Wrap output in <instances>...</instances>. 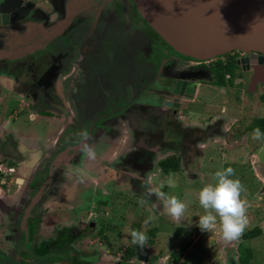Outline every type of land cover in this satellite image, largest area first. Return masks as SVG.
Segmentation results:
<instances>
[{
	"label": "flooded vegetation",
	"instance_id": "flooded-vegetation-1",
	"mask_svg": "<svg viewBox=\"0 0 264 264\" xmlns=\"http://www.w3.org/2000/svg\"><path fill=\"white\" fill-rule=\"evenodd\" d=\"M256 98L264 106V54L186 57L134 0H0V264L184 263L156 243L114 246L116 217L166 216L149 190L193 179L211 143L239 145L264 123L260 106L245 125Z\"/></svg>",
	"mask_w": 264,
	"mask_h": 264
},
{
	"label": "rangeland",
	"instance_id": "rangeland-1",
	"mask_svg": "<svg viewBox=\"0 0 264 264\" xmlns=\"http://www.w3.org/2000/svg\"><path fill=\"white\" fill-rule=\"evenodd\" d=\"M209 97L212 98L213 94L212 96L209 95ZM225 98V102L228 105L236 104L233 94ZM212 105H215L214 102ZM260 106L261 104L256 98L245 110L244 117L246 119V126L251 124L252 119L256 115H262L264 113H262V110L258 113L259 108H264V106ZM200 109L203 114L204 109ZM205 109L210 112L207 114L215 113L214 107L208 106ZM252 133H248L245 137L241 138L240 144H235L234 148H231L229 151L226 150L228 148L220 147L221 145L219 144H209L206 155L201 160L200 168L195 167L191 170L195 176L193 179H189L182 172L177 175L176 182L170 187V195H175L188 204L185 218H189V223L184 224L186 231L177 234L174 226L178 223L172 221L167 214L165 216L163 213V217L159 220L156 219L155 222L149 223L148 225L141 224L144 227L140 231L145 232L148 236L146 247L150 248L152 243H156L157 246H154L156 248L158 247V250H163L164 254L175 251L179 252L184 262L181 264H236L237 260L239 261L240 254L244 256L243 250H251L252 257L250 261L253 264H264V139L253 140ZM223 149L224 154L222 156ZM228 167L235 170V176L233 178L239 179L246 189L241 194V198L248 205V225L243 234L248 231H253L256 228L262 232V235L250 240H244L242 234L238 240L225 243L221 238L219 226L209 233L202 232L197 226L199 217L204 214V210L198 203L199 190L209 182L214 183L212 177L216 171ZM120 208L115 207L116 210ZM122 210H124L122 213L118 211L119 214L114 223L115 227L119 226L120 228L115 230L116 234H111V242L114 246L115 244H124L126 247L127 242H131L129 229H131L132 222L134 219L139 220V218L136 217L137 214L135 215V212L130 213L125 209ZM133 213L135 217L131 215ZM150 214L152 216L156 215L154 213ZM140 220L144 222L145 218L142 219L141 216ZM179 227L181 226L179 225ZM152 229L155 232L148 234V231ZM92 241L95 242L93 244L94 246H92L97 247L99 240L93 237ZM240 244L242 245L241 251L239 249ZM130 246H133V244L130 243ZM84 247L87 249L86 245ZM156 248L151 247L148 251L156 252L158 251ZM225 258L227 259L225 260ZM65 264L70 263L67 262ZM161 264H165L164 261Z\"/></svg>",
	"mask_w": 264,
	"mask_h": 264
},
{
	"label": "water",
	"instance_id": "water-1",
	"mask_svg": "<svg viewBox=\"0 0 264 264\" xmlns=\"http://www.w3.org/2000/svg\"><path fill=\"white\" fill-rule=\"evenodd\" d=\"M177 52L199 60L233 50L264 54V0H134Z\"/></svg>",
	"mask_w": 264,
	"mask_h": 264
},
{
	"label": "clouds",
	"instance_id": "clouds-1",
	"mask_svg": "<svg viewBox=\"0 0 264 264\" xmlns=\"http://www.w3.org/2000/svg\"><path fill=\"white\" fill-rule=\"evenodd\" d=\"M83 142L80 150L90 160L96 158V152L88 144V133L83 134ZM253 140L264 139V133L260 128H255L252 133ZM40 153L32 154L33 161L40 159ZM235 170L231 167L218 170L214 173L212 180L205 184L198 193V203L204 210V214L198 219L197 226L202 232H211L219 226L221 238L225 243H231L238 240L245 228L248 225L247 210L248 205L241 198V194L246 191L244 185L239 179H234ZM167 183L172 185L174 182L170 178ZM156 196L157 200L163 201V207L166 214L176 223L181 224L186 221L185 213L187 212L188 204L182 201L175 195H168L159 188L150 189L148 196ZM138 203L143 206L147 201L143 198L138 200ZM154 208H159V204L153 203ZM155 219L154 216H149L144 220V224L148 225ZM131 243L140 248L145 247L148 241V236L145 232L129 229Z\"/></svg>",
	"mask_w": 264,
	"mask_h": 264
},
{
	"label": "trees",
	"instance_id": "trees-1",
	"mask_svg": "<svg viewBox=\"0 0 264 264\" xmlns=\"http://www.w3.org/2000/svg\"><path fill=\"white\" fill-rule=\"evenodd\" d=\"M262 121H263V120H262ZM263 124H264V123H261V122L258 121V124L256 125V128H257V127L260 128V130L263 132V130H264V126H263ZM164 167H165V166H164ZM178 167H179V163H178V166H177L176 169H178ZM184 231H185L184 229H179V230H178L179 234L182 233V232H184ZM150 234H152V233H150ZM260 234H261V231H260L258 228H256V229H254L253 231H248V232L244 233V234H243V239H244V240H250V239H252V238H255V237L259 236ZM241 246H242V245L240 244V246H239L240 251H241V249H242ZM248 251H249V252H248ZM243 253H244V256H243V254H242V255L240 254V260H241L242 264H249V262H250V260H251V257H252V255H251V250H247V251H244V250H243ZM249 253H250V254H249Z\"/></svg>",
	"mask_w": 264,
	"mask_h": 264
},
{
	"label": "crops",
	"instance_id": "crops-1",
	"mask_svg": "<svg viewBox=\"0 0 264 264\" xmlns=\"http://www.w3.org/2000/svg\"><path fill=\"white\" fill-rule=\"evenodd\" d=\"M213 161V160H212ZM227 258H225V260H226Z\"/></svg>",
	"mask_w": 264,
	"mask_h": 264
}]
</instances>
